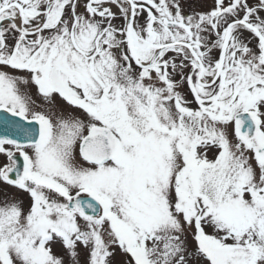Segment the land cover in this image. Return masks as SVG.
Returning a JSON list of instances; mask_svg holds the SVG:
<instances>
[{
    "label": "snow or ice",
    "instance_id": "1",
    "mask_svg": "<svg viewBox=\"0 0 264 264\" xmlns=\"http://www.w3.org/2000/svg\"><path fill=\"white\" fill-rule=\"evenodd\" d=\"M0 154V264H264V0H0Z\"/></svg>",
    "mask_w": 264,
    "mask_h": 264
},
{
    "label": "flooded vegetation",
    "instance_id": "2",
    "mask_svg": "<svg viewBox=\"0 0 264 264\" xmlns=\"http://www.w3.org/2000/svg\"><path fill=\"white\" fill-rule=\"evenodd\" d=\"M211 3H212V0H180L181 8L184 14H191L194 12H203L207 10V8L211 7ZM113 10H115V8H113ZM32 91H33L32 93H33L34 98L39 100V97L36 96L35 88H33ZM184 91L187 93L186 86H185ZM189 98L191 97L189 96ZM5 159L6 158L2 154H0V163L5 162Z\"/></svg>",
    "mask_w": 264,
    "mask_h": 264
},
{
    "label": "rangeland",
    "instance_id": "3",
    "mask_svg": "<svg viewBox=\"0 0 264 264\" xmlns=\"http://www.w3.org/2000/svg\"><path fill=\"white\" fill-rule=\"evenodd\" d=\"M33 92V91H32ZM38 100V99H37ZM55 100H56V103L59 104V105H64L60 100H58L56 97H55ZM211 156V154H209ZM6 160V159H5ZM7 193L12 196V195H15V196H19L21 197L25 203H27L29 201V197H28V194L27 193H23V192H18L16 189H13L11 187H8L6 189ZM4 197V193L3 192H0V199H3ZM53 251L54 252H59L60 251V245L59 244H54L53 245ZM119 259V257H118Z\"/></svg>",
    "mask_w": 264,
    "mask_h": 264
}]
</instances>
